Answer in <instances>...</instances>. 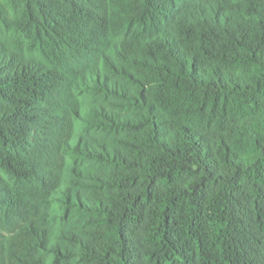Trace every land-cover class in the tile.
Returning <instances> with one entry per match:
<instances>
[{
	"label": "trees",
	"instance_id": "obj_1",
	"mask_svg": "<svg viewBox=\"0 0 264 264\" xmlns=\"http://www.w3.org/2000/svg\"><path fill=\"white\" fill-rule=\"evenodd\" d=\"M0 264H264V0H0Z\"/></svg>",
	"mask_w": 264,
	"mask_h": 264
}]
</instances>
